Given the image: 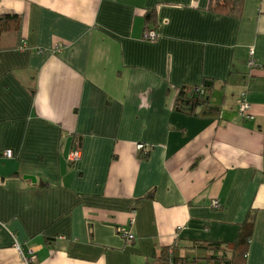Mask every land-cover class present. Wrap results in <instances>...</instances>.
Segmentation results:
<instances>
[{"label":"crops","instance_id":"1","mask_svg":"<svg viewBox=\"0 0 264 264\" xmlns=\"http://www.w3.org/2000/svg\"><path fill=\"white\" fill-rule=\"evenodd\" d=\"M207 5L0 0V264H147L204 241L264 264V0ZM191 85L203 100L175 108Z\"/></svg>","mask_w":264,"mask_h":264},{"label":"trees","instance_id":"2","mask_svg":"<svg viewBox=\"0 0 264 264\" xmlns=\"http://www.w3.org/2000/svg\"><path fill=\"white\" fill-rule=\"evenodd\" d=\"M243 0H208L207 8L215 12H221L224 14H231L238 16L241 13V5ZM153 16L151 9L144 12V22L148 23ZM152 28L146 25L144 29ZM204 86V84H202ZM191 86H181L177 91V96L174 101L175 108H179V104L188 105L189 107L194 106L198 101L203 100V92L201 93L193 92ZM78 141L74 140V144H77ZM73 145L72 147H74ZM239 236V234H238ZM220 242H197L196 246L201 248L203 251L200 256H195L189 258L186 255L177 256L176 255V244H169L168 246H163L160 248L158 256L147 264H229V257L226 258L225 255L219 250ZM170 249V250H169ZM169 250V252H168ZM209 250V251H207Z\"/></svg>","mask_w":264,"mask_h":264},{"label":"built area","instance_id":"3","mask_svg":"<svg viewBox=\"0 0 264 264\" xmlns=\"http://www.w3.org/2000/svg\"><path fill=\"white\" fill-rule=\"evenodd\" d=\"M155 35H156L155 31L152 28H148V29H143L141 37H143V39L149 41V40H153L156 37ZM18 48L20 50H22L24 48V41H21ZM246 53L248 55V58L245 61V65H246V67L252 68V67H254V62H253L252 55H251V53H252L251 49L248 48ZM192 91L201 93V88L199 86H193ZM248 107H249L248 102H246L244 100V97L241 96L240 99H238V104H237V114L239 115V117L251 118V114L248 113ZM135 147L139 151H142V149H144L143 144H136ZM3 155L6 157H10V156H12V152L10 149H6L3 151ZM66 157L70 161H75L76 159H78L79 150H78L77 144L69 150ZM218 205H219V203H218L216 198H214L213 200L210 201V206L212 208L218 207ZM177 229H178V227H177ZM118 233L121 236L124 235L127 239L131 238V235H129L124 229L119 228ZM169 250H168V252H169ZM22 259L24 260V262H26V264H33L35 262L34 255H32V254L28 255L27 257L22 256Z\"/></svg>","mask_w":264,"mask_h":264},{"label":"water","instance_id":"4","mask_svg":"<svg viewBox=\"0 0 264 264\" xmlns=\"http://www.w3.org/2000/svg\"><path fill=\"white\" fill-rule=\"evenodd\" d=\"M28 177H30L32 179V176H28Z\"/></svg>","mask_w":264,"mask_h":264}]
</instances>
